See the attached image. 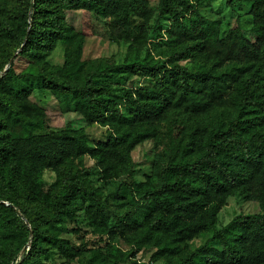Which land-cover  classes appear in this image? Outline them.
I'll use <instances>...</instances> for the list:
<instances>
[{
    "label": "trees",
    "instance_id": "obj_1",
    "mask_svg": "<svg viewBox=\"0 0 264 264\" xmlns=\"http://www.w3.org/2000/svg\"><path fill=\"white\" fill-rule=\"evenodd\" d=\"M4 1L0 0V56L5 60L0 66V264H43L53 249L70 256L72 250L61 238L58 225L76 215L74 203L79 196L95 201L102 195L67 165L53 210L47 215L36 212L42 225L28 217L25 203L42 196L33 190L34 160L52 165L61 160L58 151H89L83 134L60 129V133L50 132L55 144L52 154L45 152L33 133L50 125L45 116L40 125L33 119L30 103L33 93L42 90L71 98L90 122L124 126L113 140L127 151L152 134L133 132L134 123L164 122L175 132L167 166L158 172V184L135 189L146 208L162 211L142 230L138 247L155 241V258L168 257L171 264H264V196L259 199V213L238 216L223 227L216 226L217 207L212 206L208 212L211 237L194 251L182 250L177 245L180 238L164 236L172 233L174 225L168 215L176 216L194 204L204 207L212 192L247 190L251 167L264 175V0H225L232 10L239 2L246 4L252 26L223 33L218 21L201 20L199 3L191 0H157L156 5L151 0H21L12 10L2 5ZM77 9L105 20L111 39L123 41L119 43L127 46L131 56L122 63L84 60L90 23L85 19L77 31L66 20V12ZM152 14H157L158 26L151 36L163 41L166 35L171 45L157 55L154 50L161 42L147 46L145 37ZM59 44L65 49L64 65L33 72V64L42 63ZM208 50L222 60L201 61L199 56ZM22 59L29 63L17 71L15 62ZM8 64L7 72L1 74ZM134 77L149 79L150 84L136 90L126 87ZM230 87L231 107L212 113V103ZM183 111L190 112L189 121ZM205 111L210 120L203 118ZM122 192L120 186L108 197L120 198ZM178 194L195 200L180 204ZM95 209L101 216L106 214L98 204Z\"/></svg>",
    "mask_w": 264,
    "mask_h": 264
},
{
    "label": "rangeland",
    "instance_id": "obj_2",
    "mask_svg": "<svg viewBox=\"0 0 264 264\" xmlns=\"http://www.w3.org/2000/svg\"><path fill=\"white\" fill-rule=\"evenodd\" d=\"M20 1L5 0L2 5L7 10H12L17 8ZM191 2L199 3V17L203 22H219L220 33L237 27L248 30L252 26L251 17L247 15L248 6L243 2H239L234 11L225 0H191ZM151 3L156 5L157 0H151ZM85 19L89 21L92 33L85 40L84 60L95 63H122L131 56L127 46L119 43L123 41L111 39V30L105 20L84 15L80 9L66 12L68 25L77 31L82 30ZM147 22L146 45L151 46L161 42L156 44L157 50H154L156 55L159 50H169L171 45L166 42V35L163 41L155 40L151 36L154 28L158 26L157 14L148 16ZM64 54L65 49L59 44L42 63L33 64V72H46L63 66ZM199 57L201 61L209 63L222 60L220 55L210 50L203 52ZM4 62V57L0 56V66L4 65ZM28 63L25 59L16 61L17 71H21ZM182 64L190 66L191 62L184 61ZM227 64L228 62H224V66ZM9 65H6L5 69ZM147 84H150L149 79L134 77L125 85L136 90ZM232 92L233 89L230 87L224 92L222 98L212 103V113L231 107ZM30 103L33 105V119L39 120L40 125L42 124L40 118L45 116L50 125L49 129L40 127L33 133L45 146V152L48 155L52 154L55 148L54 137L50 132L53 130L60 133V129H69L75 134H83L86 137L85 146L89 148V151L85 153L80 149V152L71 150L70 153L58 151L61 160L52 165L43 160H34L36 180H33V190L40 192L42 196L25 203L28 217L33 220V223L39 225L41 223L36 219V212L50 214L54 208L55 193L60 190L63 183L62 169L67 165H71L79 177L84 179L86 186L102 192L95 201L83 195L79 196L74 203L76 215L65 217L57 227V230L61 231V238L70 246L72 254L69 256L58 249H53L50 251V256L43 260V264H112L114 261L171 264L173 261L168 257L155 258L157 252L155 241L147 242L141 247L137 245L142 230L162 211H150L139 200L140 196L135 191L136 187H153L158 184V172L167 166L170 150L175 143V132L171 127L164 122L134 123L131 126L133 132L148 130L152 134L151 137L127 151L124 144H115L113 140L116 131L123 130L124 126L118 123L88 121L69 97L54 91L42 90L33 93ZM30 114L32 115V112ZM183 117L189 121L190 112L183 111ZM203 118L210 120L211 116H206L205 111ZM66 145L69 147V143ZM124 152L126 155H123ZM250 170L253 171L249 173L246 181L247 190L233 188L227 193L212 192L204 200V207L194 204L187 210L182 209L176 216L168 215L170 219L174 218V225L172 233L164 236L180 238L177 245L182 250L194 251L211 237L208 212L212 206L217 207L215 216L217 227L225 226L238 216L259 213V199L264 196V175L253 167ZM120 186L123 190L120 198L108 197L115 194ZM177 200L180 204L182 202L187 204L195 198H184L183 195L178 194ZM96 204L99 208L106 210L105 215L101 216L98 213L95 209ZM26 223L30 227L27 221ZM30 244L31 241L26 246L27 249ZM212 247L221 250L218 243H213Z\"/></svg>",
    "mask_w": 264,
    "mask_h": 264
},
{
    "label": "water",
    "instance_id": "obj_3",
    "mask_svg": "<svg viewBox=\"0 0 264 264\" xmlns=\"http://www.w3.org/2000/svg\"><path fill=\"white\" fill-rule=\"evenodd\" d=\"M13 59H14V58H12V59H11V62H10V64L12 63ZM9 66H10V65H9ZM9 66H8V67H9ZM8 67H7V68L4 70L3 74H5V73L7 72V70H8ZM26 250H27V247H25V248L23 249V253H25V252H26Z\"/></svg>",
    "mask_w": 264,
    "mask_h": 264
}]
</instances>
